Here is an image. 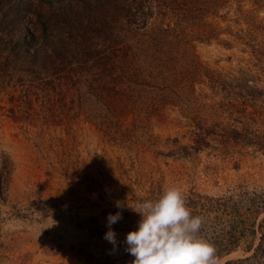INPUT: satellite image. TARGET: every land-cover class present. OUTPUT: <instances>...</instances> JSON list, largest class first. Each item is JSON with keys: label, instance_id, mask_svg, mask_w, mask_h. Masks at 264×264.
Instances as JSON below:
<instances>
[{"label": "rangeland", "instance_id": "obj_1", "mask_svg": "<svg viewBox=\"0 0 264 264\" xmlns=\"http://www.w3.org/2000/svg\"><path fill=\"white\" fill-rule=\"evenodd\" d=\"M206 21L210 40L172 47L180 69L189 56L199 71L173 91L148 87L147 102L128 106L103 103L86 84L27 96L26 65L11 57L0 21V156L12 167L0 198V264H131L125 239L141 219L137 202L172 185L184 196L264 186V0H227ZM231 129L235 140L225 137ZM118 211L114 246L104 236ZM257 242L245 237L220 264L251 255L246 246Z\"/></svg>", "mask_w": 264, "mask_h": 264}, {"label": "trees", "instance_id": "obj_2", "mask_svg": "<svg viewBox=\"0 0 264 264\" xmlns=\"http://www.w3.org/2000/svg\"><path fill=\"white\" fill-rule=\"evenodd\" d=\"M226 1L0 0V21L10 33L11 57L26 65L27 96L47 90L60 94L63 86L77 90L86 84L101 100L109 96L128 106L147 102L148 87L173 91L170 86L181 88L199 71L189 56L180 69L173 48L189 45V37L210 40L215 29L206 18ZM151 78L161 87L150 84ZM240 134L231 129L225 137L235 140ZM11 168L1 155L0 198ZM185 200L193 216L204 218L201 235L215 246L217 256L236 250L247 236L258 238L254 248L246 246L253 249L251 255L223 264H264V186L239 185L217 196L190 193Z\"/></svg>", "mask_w": 264, "mask_h": 264}, {"label": "clouds", "instance_id": "obj_3", "mask_svg": "<svg viewBox=\"0 0 264 264\" xmlns=\"http://www.w3.org/2000/svg\"><path fill=\"white\" fill-rule=\"evenodd\" d=\"M131 209L141 217L125 239L126 251L134 257L131 264H220L215 246L201 235L204 218L192 215L179 186H169L157 199L137 202ZM121 219L119 211L107 217L104 239L114 246L112 225Z\"/></svg>", "mask_w": 264, "mask_h": 264}]
</instances>
